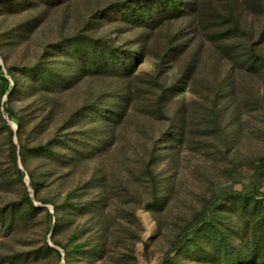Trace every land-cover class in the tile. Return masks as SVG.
<instances>
[{
  "label": "rangeland",
  "instance_id": "rangeland-1",
  "mask_svg": "<svg viewBox=\"0 0 264 264\" xmlns=\"http://www.w3.org/2000/svg\"><path fill=\"white\" fill-rule=\"evenodd\" d=\"M151 1L0 2V264H163L182 247L179 264H216V230L251 245L226 194L264 195V61L239 63L264 58V0ZM90 39L127 62L86 71ZM37 64L61 80L41 87Z\"/></svg>",
  "mask_w": 264,
  "mask_h": 264
},
{
  "label": "trees",
  "instance_id": "trees-1",
  "mask_svg": "<svg viewBox=\"0 0 264 264\" xmlns=\"http://www.w3.org/2000/svg\"><path fill=\"white\" fill-rule=\"evenodd\" d=\"M7 1L8 0L6 1L0 0L1 3H5V4L9 3L11 0H9L8 2ZM149 1L150 0H135V2L139 6H141V8L147 9V11L150 9ZM151 2H154L156 4L161 3L160 1H157V0H152ZM168 2L170 3L171 5L170 7L172 8V10H175V14L177 12H180L181 9L179 8L178 6L179 4H177L178 3L177 1L168 0ZM126 3L122 4V6H120V4L115 6L114 11L121 12L122 11L121 9L124 6H128L126 13L130 15L131 17L133 16L135 17L136 15L135 10L129 7V3L128 4ZM97 14L98 13H96V15ZM149 14L150 13L148 11V15ZM145 22L146 20H144V23ZM149 22L150 21H147V23L145 24H149ZM153 22L155 23L156 21L153 20L151 23ZM76 39L77 38H73L70 42H73ZM87 44L90 47L92 57L84 59L82 62L84 63V69L88 72H96V71L110 72V73L118 72L120 70L119 68H117L118 63L125 64V62H127L122 57L117 56L115 54V49H113L111 46H109L106 42L102 40L90 39V41ZM75 45L76 47H78L77 43ZM53 46L56 47L58 45L54 44ZM131 56H132V53L131 54L129 53V57ZM131 58H132L131 62L132 64H134L135 61H137V56L134 55ZM263 61H264V58L261 55L257 54L256 52H250V55L248 58L239 59V63L241 64V66L246 69H254L256 68V65L263 63ZM166 66H167L166 63L163 62L161 65L158 66V70L159 71L161 69L163 70L164 67ZM133 67H135V65H132V67H129L128 69L126 68V71H127L126 74L134 72ZM11 71L12 70L9 69L8 73L10 74ZM24 72L30 79L35 81L37 84H39L43 88H47L48 86H50V84L53 85L54 83H57L58 81L56 80H61L62 78L52 67L40 66L38 64L33 67L24 69ZM14 83L18 87V82L16 80L14 81ZM175 88L176 87H172L173 89L172 91H174ZM99 110H102L101 107L95 106L93 107L91 111L98 112ZM105 111H109V110L105 109ZM81 115L83 114H79L78 116H81ZM261 161H263V159H261ZM259 196H262V199H258ZM226 197L229 198L234 204H237L236 205L237 209H239V212L241 211L240 212L241 215L244 216L250 213V217L254 218L255 226H253L252 228V233L250 237L251 245L249 247L237 248L236 245L230 241V239H227L226 237H224L223 233L221 232L219 233V231L216 230V226L213 225L212 221L205 220L204 222L200 223V226L196 229V233L200 232L202 234L203 233L206 234L207 232L206 230L210 228V230L215 229L216 231L214 232H217L218 235L220 236L217 238L218 243L212 244L213 246L212 248L215 250L213 252L215 253L208 252L207 255H209L210 257H213V260L216 258L217 259L216 264H255L258 260H262L264 262V195L258 194L256 191H253L247 194L242 193V192H233V193L226 194ZM25 203L32 210L39 209V207H36L32 203L31 197L28 195H26L25 197ZM157 205H158L157 197L156 195H154L153 200L147 202V206L149 208L155 209ZM67 207L69 206L65 205V208ZM40 209H44V208L40 207ZM244 211H247V213ZM46 216H48L50 219L52 217V215H50V213L48 212L46 213ZM1 219L2 217L0 215V225H2ZM240 236H241L240 238H242V236H245V235L242 234ZM47 248L49 251H54V249L49 246H47ZM82 250H83L82 243H76L71 248V251L75 253L81 252ZM178 250L180 251L173 257L168 255L167 257L169 258L163 264H179V261L174 260L178 257V254L180 252L187 253L190 251V249L188 248L186 249V247H182L181 249L178 248ZM63 253L65 254V256H67L68 254L67 251L65 250L63 251ZM63 253H57L59 259H61V257L64 255ZM29 258L34 259L35 256L32 255ZM63 260H65V257H63Z\"/></svg>",
  "mask_w": 264,
  "mask_h": 264
}]
</instances>
